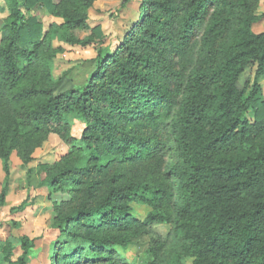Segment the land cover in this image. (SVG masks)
I'll return each instance as SVG.
<instances>
[{
	"label": "trees",
	"instance_id": "1",
	"mask_svg": "<svg viewBox=\"0 0 264 264\" xmlns=\"http://www.w3.org/2000/svg\"><path fill=\"white\" fill-rule=\"evenodd\" d=\"M248 1L143 0L117 52L99 49L86 81L62 89L65 75L51 72L56 54L104 40L99 26H87L96 0H0L3 170L8 176L15 153L30 177L32 154L56 135L67 152L40 165L35 172L45 177L34 185L77 176L73 184L85 195L83 205L57 220L52 264H182L183 257L191 264H264V101L258 98L264 32H252L259 17ZM38 9L62 23L44 31L33 15ZM201 26L203 49L195 53L186 45ZM176 51L180 69L170 63ZM249 65H256L253 82L239 90ZM73 116L83 124L79 138L71 132ZM103 154L110 164L143 160L150 169L104 186L91 175L107 167ZM132 203L149 207L144 219L130 213ZM155 224L170 226L168 250L161 244L144 260L123 259L121 251ZM19 242L15 261L10 242L0 243L2 262L26 264L33 241Z\"/></svg>",
	"mask_w": 264,
	"mask_h": 264
},
{
	"label": "rangeland",
	"instance_id": "2",
	"mask_svg": "<svg viewBox=\"0 0 264 264\" xmlns=\"http://www.w3.org/2000/svg\"><path fill=\"white\" fill-rule=\"evenodd\" d=\"M53 1L56 3L59 0ZM249 1L250 13L259 17V20L251 26V30L255 34L263 33L264 0ZM120 4L121 0H96L87 12L89 30L96 26L101 28L104 36L101 43L86 49L64 46L62 51L56 54L51 72L54 77L65 75L62 81V89L83 84L93 70L94 64L91 61L97 56L98 50L106 49L116 53L117 48L125 41L133 26L139 21L143 0H128L123 8L120 7ZM33 15L40 21L44 31H47L51 24L59 25L62 23L60 19L50 16L44 9H38ZM5 16L6 13H0V26ZM89 30L76 32V36L83 38L89 34ZM204 31L202 26L197 28L196 35L186 45L189 50L198 53L199 50L203 49ZM53 47H58L55 41ZM173 53L175 56L172 60L170 59V63L176 69H180L182 53L177 51ZM255 72L256 65L247 66L236 82L237 88L242 89L245 83L252 84ZM258 84L261 89L258 98L264 101V77L258 80ZM248 118H251L250 114H248ZM70 124L72 135L79 138L83 129L82 122L73 116L70 118ZM66 152L67 148L60 138L56 135H50L34 151L28 168L38 172L40 165L53 164ZM102 157L103 165L106 164L107 167H104L103 171H93L91 175L104 182V186L109 180H116L124 176H143L150 169V162L143 160L131 162L126 160L123 163L114 161L110 164L107 163L109 159L107 155L103 154ZM35 171L29 177L26 168L21 166L16 154L12 153L9 158L7 176L0 161V193L4 186L7 188L3 204L0 203V243L10 242L14 247L12 260L15 261L21 254L19 239L27 237L33 241V247L26 264H52L54 260L52 252L59 240V232L56 229L57 220L62 215L72 213L76 211L78 206L83 205L85 195L82 187L73 184L77 176L74 180L71 179L56 185L44 183L36 187L34 184L36 181L44 179L45 173L42 172L41 175H37ZM79 179L82 184L86 181L82 175L79 176ZM97 200L95 197L93 201L96 202ZM26 203L27 206L23 211L13 210V208H18L21 204ZM87 205L90 206L91 203L89 202ZM149 211V207L145 205L136 203L130 205V213L140 220L144 219ZM169 233V225L155 224L147 227L127 250L121 251L123 259L129 261L144 260L147 258L145 253L150 248L161 244L163 245L162 250L165 252L170 247ZM78 246L77 244L74 248H78ZM181 260L182 264H191L192 262V259L186 257L181 258ZM0 264H5L1 261V256Z\"/></svg>",
	"mask_w": 264,
	"mask_h": 264
}]
</instances>
